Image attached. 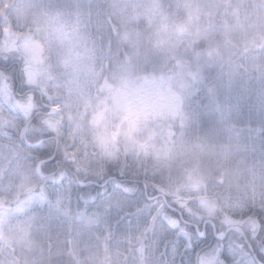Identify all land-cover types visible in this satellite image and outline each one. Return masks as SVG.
Masks as SVG:
<instances>
[{
    "label": "rangeland",
    "instance_id": "374dc122",
    "mask_svg": "<svg viewBox=\"0 0 264 264\" xmlns=\"http://www.w3.org/2000/svg\"><path fill=\"white\" fill-rule=\"evenodd\" d=\"M119 1L132 2L136 9L146 12L157 24L158 35L164 45L170 46L169 49L184 38L200 36L204 27L215 25L218 21L226 26L234 24L240 27L239 38L240 35L246 37L249 48L264 43V0H253L249 4V0H177V5L181 4L180 8L187 13L183 20L176 4L175 9L170 10L161 0ZM34 4L35 0H0V14H6L4 33H11V36L6 35L2 45L24 51L29 63L30 80L38 85L41 95L54 98L49 110L52 127L72 141L73 151L84 162L102 168L107 161L126 153L130 158L134 155L140 157L139 168L143 162L153 168L154 163L162 161H189L206 149L204 140L191 130L169 148H158L146 138L139 141L133 136L131 130L123 126V122L129 120L133 123L157 112L176 114L182 98L188 94L185 83L174 82L170 77L164 79L163 83L158 79H149L147 84L133 85L129 78L135 72L136 65L121 62L115 75L119 80L105 85L115 88L112 94L114 100L108 106H102L96 100V88L101 87L108 55L93 34L92 21L81 11L67 12L63 8L31 16ZM215 9H219L220 13L217 18H211L209 14ZM26 21L29 27L24 29ZM32 41L42 45L40 61H35L31 55L29 43ZM232 44L237 45L234 40ZM218 55L222 57L223 49L213 53L211 58H217ZM243 74L257 81L258 97L264 107V66L257 65L245 72H234L213 85L211 109L223 120V130L230 140L218 147L217 152L230 151L232 145L236 149L239 146H252L255 142L254 132L245 131L242 134L232 121L244 90ZM101 88L107 89L104 86ZM33 102L26 95H14L0 73V264H20L21 255L16 258L13 245L17 228L27 235L46 225L48 222H42L41 217L54 215L60 195L58 190L49 187L43 206L39 199L28 200L30 188L35 187L38 191L43 186V182L33 172L23 169L17 151L20 148L18 140L26 137L32 128L30 114L34 111ZM18 105H22V108ZM116 111L119 122L111 119ZM163 185L168 192L176 193L187 201L189 207L193 206L204 214L211 211L214 216H227L237 221L247 218L248 208L244 204L228 199L219 202L206 197L208 193L218 192V189L208 184L203 172L195 165H189L182 177L169 183L163 182ZM107 198L108 195L98 203L79 208L95 211ZM63 206L70 207L66 195L63 197ZM110 219L115 221V213ZM61 220L66 229L67 224L73 228L74 220L67 217H61ZM74 225L77 230L81 226L75 221ZM103 234L105 236L104 231ZM111 238L103 242L101 261L105 264H126L129 255L120 254L114 243L109 244ZM162 250L161 243L156 250L157 255ZM153 251H145L138 246L135 253L131 254L129 264H153ZM23 259L21 264H28L25 256Z\"/></svg>",
    "mask_w": 264,
    "mask_h": 264
},
{
    "label": "trees",
    "instance_id": "16d2710c",
    "mask_svg": "<svg viewBox=\"0 0 264 264\" xmlns=\"http://www.w3.org/2000/svg\"><path fill=\"white\" fill-rule=\"evenodd\" d=\"M161 1L164 6L170 7V10H174L175 4L177 5V0ZM252 1L249 0L248 4ZM177 6H179L177 9L180 17L182 20L185 19L186 11L180 8L181 4ZM31 8L34 10L30 11L31 16L48 9L63 8L67 12L81 11L89 17L92 21L93 34L109 55L105 65L103 83L105 80L111 82L119 80L115 75L121 62H131L136 65L135 72L129 78V82L133 85L147 84L149 79H158L163 83L164 79H170V77L174 79V82L185 83L188 94L186 98H182L176 114L157 112L133 123L129 120L123 122V126L130 129L139 141L146 138L158 148H161L160 146L169 148L191 130L196 135L198 134L207 146L189 161H162L159 164L154 163L153 168H150L147 162H143L139 168L140 157L134 155L130 158L126 153L121 154L117 159L107 161L102 168L84 162L73 151L72 141L52 127L49 110L54 103V98L46 94L41 95L40 90L37 89L38 85L30 80L25 53L20 49H9L2 45V29L6 14L1 13L0 59L10 58L15 65L19 66L20 71L17 75L23 78V83L27 86L28 92L25 95L33 99L34 111L38 110L42 97L48 98L49 108L43 113L42 119L55 130V139L59 143L60 151L68 160L74 162V172L79 171L83 174L116 168L132 170L138 174L141 187H143V180H147L150 186L155 185L163 189L169 193V199H172L178 197L177 194L163 188V182L169 183L182 177L189 165H195L203 172L208 184L218 189V192L208 193L206 195L208 199L219 202L228 199L242 203L248 208L245 220L255 219V216L250 213L253 209L258 210L264 207V107L258 97V83L248 78L249 75L244 76L243 74L244 90L232 119L242 134L245 131L255 133V142L252 146H239L236 149L232 145L230 151H216L218 147L229 143L230 140L223 130V120L211 109V101L212 86L220 83L222 79L237 71L245 72L257 65L264 66V43L249 48L247 45L250 43L247 38L243 35H240L242 40L239 38L240 27L234 24L226 26L222 21H218L215 25L204 27L200 36L184 38L177 46L169 49L170 46L164 45L158 35L157 24L146 12L136 9L132 2L119 0H35ZM215 10L209 14L211 18H217L220 13L219 9ZM28 27V21H26L24 29ZM233 40L237 45L232 44ZM221 49H223L222 57L218 55L217 58H211L213 53ZM1 75L5 78L3 73ZM6 81L13 94L19 95L13 90L11 81ZM122 85L125 87L124 83ZM114 92L115 88L98 89L96 100L102 106H108L114 100L112 95ZM111 119L119 122L117 111ZM35 127L32 124L26 137L18 140L20 148L17 151L20 154L23 169L26 172H33L42 183L43 174L38 169L40 154L26 145L27 139L30 142L35 139ZM106 184V180H94L85 189H71L73 194L70 207L74 209L76 206L98 203L113 190L111 186L106 187ZM152 191L149 187V192ZM142 195L146 193L137 192L133 199H139ZM7 203L11 204L12 201ZM190 208L198 214H204L193 206ZM215 217L217 222L225 218ZM66 226L68 227V224ZM124 227L125 225L122 224L121 228L116 229V235L112 236L109 244L114 243L120 254L129 255L126 260V264H129L131 254L135 253L139 244L135 239L129 240L122 235ZM78 230L85 233H96V235L76 237V243L69 247L64 243L63 235H56V225L53 223L48 222L42 228L27 235L17 228L13 237V245L16 248L15 256L17 258L21 255L20 264L25 260L24 256L28 264H105L100 258L102 245L106 240L102 228H86L81 225ZM76 231L73 221L72 234L74 237ZM109 264H121V262H110Z\"/></svg>",
    "mask_w": 264,
    "mask_h": 264
},
{
    "label": "snow or ice",
    "instance_id": "6c2138e0",
    "mask_svg": "<svg viewBox=\"0 0 264 264\" xmlns=\"http://www.w3.org/2000/svg\"><path fill=\"white\" fill-rule=\"evenodd\" d=\"M19 71V66L10 58L0 59V73L11 81L13 90L24 97L28 89L23 78L17 75ZM32 95L35 97V93ZM18 107L22 108V105ZM48 108V98L42 97L38 110L30 114L31 123L36 126L35 139L26 145L40 154L39 171L43 174L44 183L38 191L35 187L28 190V200L39 199L43 206L49 187L58 190L60 195L54 215H45L41 220L55 224L56 235H63L66 245L71 247L76 243V237L96 233L77 230L74 237L72 225L65 229L61 217L86 228H102L105 239L116 235V229L124 224L123 236L138 241L139 247L145 251L154 249L153 264H264V207L253 209L250 215L255 219L237 221L226 216L217 222L211 211L206 215L198 214L183 198L169 199V193L155 185L150 186L147 180H143L141 187L138 174L132 170L116 168L83 174L74 172V162L60 151L55 130L42 119ZM94 180H106L105 186L113 189L100 208L87 211L78 206L74 209L63 206L65 195L71 204V189H85ZM149 187L152 192H149ZM137 192L146 195L133 199ZM113 213L116 216L114 222L110 219ZM161 243L163 250L157 255L156 250Z\"/></svg>",
    "mask_w": 264,
    "mask_h": 264
},
{
    "label": "bare ground",
    "instance_id": "6f19581e",
    "mask_svg": "<svg viewBox=\"0 0 264 264\" xmlns=\"http://www.w3.org/2000/svg\"><path fill=\"white\" fill-rule=\"evenodd\" d=\"M36 43L38 44L39 49H40V52L42 53V52H43V49H42V45H41V43H39L38 41H37Z\"/></svg>",
    "mask_w": 264,
    "mask_h": 264
}]
</instances>
